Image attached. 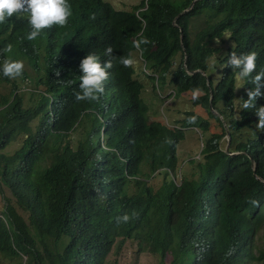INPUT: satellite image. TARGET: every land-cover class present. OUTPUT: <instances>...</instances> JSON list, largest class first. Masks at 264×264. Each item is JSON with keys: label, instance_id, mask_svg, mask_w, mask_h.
Listing matches in <instances>:
<instances>
[{"label": "trees", "instance_id": "obj_1", "mask_svg": "<svg viewBox=\"0 0 264 264\" xmlns=\"http://www.w3.org/2000/svg\"><path fill=\"white\" fill-rule=\"evenodd\" d=\"M68 2V24L36 40L27 39V13L0 25V65L22 60L23 79L42 90L38 105L27 107L25 89L0 71V85L9 88L0 94V194L11 192L0 209V256L14 264H105L134 241L159 264H264V247L256 250L264 228V130L256 109L242 108L251 78L241 80L236 111L239 80L228 66L231 53L256 51V71L264 69V0H142L130 10L107 0ZM140 37L150 43L137 49ZM226 37L231 45L215 80L210 61ZM8 44L11 53L3 51ZM109 46L116 59L104 93L98 102L76 101L81 61L89 52L108 60ZM134 53L156 90L181 96L201 89L194 105L221 126L180 184L172 173L185 128L207 133L211 119L191 111L176 127L153 120L135 66L118 62ZM227 131L230 153L240 154L226 152ZM164 171L162 183L150 185ZM133 211L138 218L117 225V216Z\"/></svg>", "mask_w": 264, "mask_h": 264}, {"label": "clouds", "instance_id": "obj_2", "mask_svg": "<svg viewBox=\"0 0 264 264\" xmlns=\"http://www.w3.org/2000/svg\"><path fill=\"white\" fill-rule=\"evenodd\" d=\"M25 13L28 14V23L31 28V31L27 34V39L36 40L45 29H50L54 26L65 27L68 24L69 18L72 16V8L68 0H0V25L8 23L13 16L20 17ZM149 43L150 40L148 38L140 37L133 42V46L140 49L141 45H147ZM12 48V44H8L3 51L5 53H11ZM105 54L109 59L103 62L101 61V57L94 52H89L81 61L79 67L82 75H80V91L75 94L76 101L98 102L100 95L104 93L105 82L109 78V70L113 68V59H116V57L113 56V49L111 46L105 49ZM257 59L258 53L256 51H250L240 55L233 52L228 58V66L237 70L235 74L237 80H247L251 78V83L255 85L253 89L247 91L248 98L243 100L242 108H255L258 117L256 126L258 129L264 130V106L256 107L257 98L264 96V92L261 91V88L264 87V69H261L259 72L256 71ZM118 62L126 68L132 67L135 64L134 58L130 55L127 57H119ZM23 70L24 63L22 60L5 58L3 64L0 65V71H2L5 77L10 79L21 76ZM254 73L255 75H253ZM209 82L210 81H208V83ZM173 92L176 96V92L174 90ZM200 92L201 89L198 87L194 88L192 90V99H199ZM196 120L197 117L193 115L188 118V123L195 124ZM167 142L171 143L172 141L169 139ZM191 161L192 160L189 162ZM252 161L253 167L255 168L254 160ZM188 163H185L182 169H184ZM172 176H174V173H172ZM175 182L178 184L182 183V176L179 182L176 180ZM252 203L255 204L257 202L253 201ZM135 218H138V213L135 211L131 214L125 212L117 216L115 222L117 225L127 224Z\"/></svg>", "mask_w": 264, "mask_h": 264}, {"label": "rangeland", "instance_id": "obj_3", "mask_svg": "<svg viewBox=\"0 0 264 264\" xmlns=\"http://www.w3.org/2000/svg\"><path fill=\"white\" fill-rule=\"evenodd\" d=\"M107 1H109L112 5H114V7L118 9L130 10L134 5L139 4L142 0H107ZM200 24L203 25V21L200 22ZM228 39L229 38L226 37L225 42L219 43V45H217L220 48H222V51L212 61H210L211 76H213L215 80H218L221 72L219 59L224 56L223 53L227 52V49L231 45V42ZM134 58H135L134 66L137 71L136 77L139 80L143 81V83L145 84V90L143 96L149 105L150 116L153 120H163L171 127H176L177 126L176 120L183 119L185 117L186 112L195 111L206 119L210 118L206 113V111L203 109V107H201L200 105L198 106L194 105V100L192 99V92L185 93L181 96H175V93L173 92V88H166L165 90H161L162 92L158 89L156 90L155 88H153V83L148 77H146V73L144 72L146 69H145V64L143 63V59L139 54L136 53H134ZM24 66H26L25 63ZM25 69L29 72H32V68L30 67ZM15 79L19 81L22 90L25 89V93H26L25 103L27 104L26 106L35 107L36 105H38L37 102H39V100L41 99L39 95L42 90L38 89L35 91V87L32 86L31 84H28L29 81L23 79V75ZM15 79H11V80H15ZM242 83L243 82L239 80L238 82L239 91L237 92V98H236V111L239 110L241 105L240 91L242 89ZM8 91L9 88L7 84L0 85V94H5V92ZM210 119H211L210 120L211 127L207 133H203L202 130L199 128L190 127L185 129V138L179 143L177 150L180 170H178L177 173L174 174L173 176L174 181L176 180L179 182L181 180L182 175L184 176L192 175V173L194 172L195 165L192 164L189 165L188 162L195 158L197 160L199 159L200 152L203 148L204 139L206 140L214 133L221 132L220 124L215 119L212 118ZM229 135L227 134V137L223 142L224 148L228 147L229 141L231 142V137H229ZM20 143L21 142H19L17 145H14L12 147L10 146L6 150V153L13 154L20 147ZM185 163L188 164L184 167V169H182L183 168L182 166ZM164 174L165 171L156 173L149 179L148 182L150 183V185L157 188L162 183L164 179ZM3 189H4L3 193L0 194V209L3 208L6 204L4 200V196L11 197V192L9 191V189H7L6 187H4ZM261 247H264V228L258 233L256 250L258 251V249ZM124 249L125 250L121 251L120 253H117L114 250L109 256V258H107L105 264H159L160 262L159 257L155 255L147 254V253L139 254L138 245L134 241H128ZM0 264H14V263L10 261L8 262V259H3L2 256H0Z\"/></svg>", "mask_w": 264, "mask_h": 264}, {"label": "water", "instance_id": "obj_4", "mask_svg": "<svg viewBox=\"0 0 264 264\" xmlns=\"http://www.w3.org/2000/svg\"><path fill=\"white\" fill-rule=\"evenodd\" d=\"M192 7H193V5H191V7H190L189 9L183 11L182 13L189 11ZM176 25H177V24H176ZM209 83H210V82H209ZM211 109H212V111H213L215 114L220 115L218 112H216V111L213 109L212 106H211ZM227 134H228V135L230 134L229 131H227ZM229 137H230V135H229ZM229 139H230V138H229ZM228 144L230 145V141H229ZM229 145H228V147H226V152H227V153H230V152H229V147H230ZM230 154H231V155H236V154H240V153H239V152H233V153H230Z\"/></svg>", "mask_w": 264, "mask_h": 264}]
</instances>
